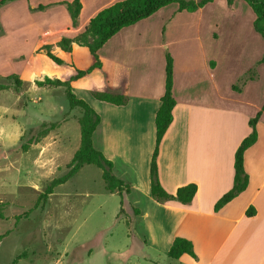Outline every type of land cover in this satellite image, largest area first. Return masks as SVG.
<instances>
[{
  "label": "crops",
  "instance_id": "1",
  "mask_svg": "<svg viewBox=\"0 0 264 264\" xmlns=\"http://www.w3.org/2000/svg\"><path fill=\"white\" fill-rule=\"evenodd\" d=\"M70 1L10 0L5 4L29 20L25 26L35 34L29 55L45 54L42 47L50 44L52 53L70 65L69 71L62 72L61 63L52 60L54 67L40 68L38 78L65 80L77 69H86L94 62L89 51V64L77 65V50L88 49L87 46L74 42L70 51H64L56 43L62 36L72 37L81 32L92 16L115 0H79L81 8L75 24L66 7ZM235 1L228 5L225 0L229 8H233ZM168 5L114 33L97 50L101 66L71 80V90L100 116L92 135L93 145L112 161L113 173L131 186L130 192L122 197V208L127 210V198L136 197L129 206L139 211L135 222L144 235L145 245L166 253L173 239L181 236L192 241L196 257L183 253L174 259L178 264L230 261L231 264H264V109L256 123L257 140L243 154L248 174L246 188L219 210L213 209L216 200L232 185L233 156L250 131L248 120L264 103L263 100L259 105L256 102L251 105L244 95L249 85L261 74L264 76V63L258 62L264 55V39L253 27L254 14H246L261 49L242 77L224 80L223 50L217 44L221 35L218 25L213 24L210 32L202 31L203 17L196 16L200 22L193 31L185 26L175 30L177 18L195 15H178L185 10L179 11L177 4L170 13L162 14ZM1 12L2 9L0 21ZM17 19L21 24L18 15L10 21L15 27ZM166 52L173 59L175 105L172 121L159 143L158 176L169 193L184 184L195 183L197 190L188 204L159 203L150 194L154 119L164 92ZM254 67L253 78L245 80L247 71ZM35 75L34 69L31 76ZM97 78H100L98 82ZM95 90L122 92L127 95V101L115 104L99 100L92 95ZM249 205L255 210L251 216L245 215ZM245 244L247 252L241 255L240 245Z\"/></svg>",
  "mask_w": 264,
  "mask_h": 264
},
{
  "label": "rangeland",
  "instance_id": "2",
  "mask_svg": "<svg viewBox=\"0 0 264 264\" xmlns=\"http://www.w3.org/2000/svg\"><path fill=\"white\" fill-rule=\"evenodd\" d=\"M7 3L0 6V83L6 85L0 90V264H178L158 247L143 243L137 213L129 206L136 197L127 198V210L121 209V195L106 190L102 170L94 164L83 165L47 198L41 197L49 181L68 170L80 142L81 110L69 107L64 86L38 78L40 68L51 69L55 63L46 54L29 55L34 31L26 28L29 20L18 12L21 24L18 19L16 27L11 24L17 15ZM175 6L169 4L161 13ZM246 14L252 16L253 11L244 0H236L233 8L225 0H213L194 12H179L195 16L177 18L175 30L185 26L193 31L198 16L203 17L202 31L210 32L217 24L223 79L242 77L261 49ZM75 56L77 65L90 62L86 47ZM67 63H61L62 72L69 71ZM255 73L256 67L246 75ZM11 74L21 79L19 85ZM263 77L245 90L251 105L264 100ZM25 144L27 149L22 148ZM240 246L239 254L244 255L247 245Z\"/></svg>",
  "mask_w": 264,
  "mask_h": 264
},
{
  "label": "trees",
  "instance_id": "3",
  "mask_svg": "<svg viewBox=\"0 0 264 264\" xmlns=\"http://www.w3.org/2000/svg\"><path fill=\"white\" fill-rule=\"evenodd\" d=\"M10 0H0V6ZM212 0H115L110 5H107L100 9L94 16H92L88 23L84 26V29L75 34L72 37L62 36L57 45L64 51H70L72 44L75 42L79 45L87 46L91 55L94 58V62L86 69H77L74 75H71L68 79L61 80L58 78L50 79L45 77L44 80L48 84L56 86H64L66 89V98L70 108L78 107L81 110L80 115L77 117L80 128V142L77 149L74 151L70 161L67 163L68 170L57 177H54L45 186L41 197L44 199L53 192L54 187L64 183L70 177H72L83 165L94 164L102 170V178L105 184V188L109 192H117L121 195V209L123 204L124 193H129L131 186L123 179L117 177L112 171V161L107 159L103 153L94 147L92 142V135L100 122L99 114L82 98L77 97L71 90V80L83 76L95 67H100L101 62L99 60L97 50L119 29L122 27L133 24L149 15L154 13L159 8L176 3L178 10L195 11L206 3ZM234 0H226L230 5ZM252 9L254 14L253 27L257 33L264 39V0H244ZM67 10L70 14L71 21L75 24L76 18L79 14L81 3L79 0H72L66 2ZM1 27V26H0ZM51 45H43L45 54L54 62L60 64L62 59L56 56L51 51ZM259 63H264V55L259 59ZM254 74V73H253ZM246 75L245 80L253 78L254 75ZM11 78L16 85L21 83V79L11 74ZM243 79V80H244ZM173 86V59L170 53L165 54V84L164 92L160 97V105L155 114V144L151 155L149 166V178H150V194L151 197L159 202L165 203L167 201H176L181 204H188L192 200L197 190L195 183H187L179 186L174 193L167 192L159 181L158 166H157V154L159 143L166 129L172 121V109L175 105V99L172 93ZM6 88L5 84L0 83V90ZM92 95L99 99L115 104H124L127 101V95L122 92H109V91H92ZM264 109V103L261 109L256 114L249 118L248 124L250 127L249 133L242 138L238 144L234 156H233V182L231 187L224 192L214 203V211L219 210L227 202L241 193L248 184V174L243 165L244 151L251 146L257 140L256 123L258 118ZM47 130L44 129L40 135H45ZM39 137L35 138L33 142H37ZM23 149L28 148V144L23 145ZM133 211L138 213V209L133 207ZM255 212L254 207L249 205L245 210V215L251 216ZM183 253L190 254L196 257L194 252L193 243L190 239L185 237L176 236L166 254L168 257L177 259Z\"/></svg>",
  "mask_w": 264,
  "mask_h": 264
}]
</instances>
